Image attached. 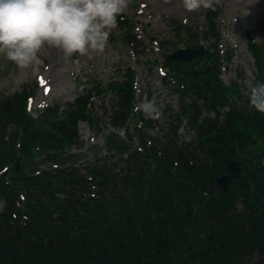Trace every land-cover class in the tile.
Returning a JSON list of instances; mask_svg holds the SVG:
<instances>
[{"label":"trees","instance_id":"16d2710c","mask_svg":"<svg viewBox=\"0 0 264 264\" xmlns=\"http://www.w3.org/2000/svg\"><path fill=\"white\" fill-rule=\"evenodd\" d=\"M216 14H207L204 33L215 42ZM186 30L190 38L197 34ZM249 36L264 84V39L255 44ZM169 65L180 94L193 101L181 100L163 142L127 128L125 138L110 132L103 148H85L78 123L96 128L91 98L103 92L97 85L37 118L25 109L26 88L0 100V264H264V113L250 98L242 109L231 100L242 97L219 80L216 43L193 64ZM110 89L109 123L125 130L131 82ZM200 98L208 110L229 107L223 124H197ZM102 107L107 112L103 101ZM186 118L199 131L181 143L176 129ZM35 130L39 136L29 142ZM234 159L244 169L223 191L216 179Z\"/></svg>","mask_w":264,"mask_h":264},{"label":"rangeland","instance_id":"374dc122","mask_svg":"<svg viewBox=\"0 0 264 264\" xmlns=\"http://www.w3.org/2000/svg\"><path fill=\"white\" fill-rule=\"evenodd\" d=\"M208 9L218 10L217 30L222 35L220 45L232 55L231 65L222 74V80L229 84V81L234 80L235 73H241L242 69L247 79L244 82L237 79V82L244 84L242 91L246 93L254 85L253 67L246 52V33L250 31L256 42L263 41L264 31L259 29V25L264 14V0H213L211 8L201 7L195 11L185 9L182 0H130L126 11L120 16L133 22L132 33L122 29L119 23L122 17H118L117 27L110 34L116 36L117 40L120 34H144L146 38L164 37L166 34H172L170 20L196 28L197 32L201 33L205 30L203 15ZM129 47L123 43H107L102 52L90 51L87 55L73 56L70 59H65L58 49L46 47L40 53V65L29 68H20L0 56V100L26 88L27 91H32L29 110L33 115L37 113L36 110L56 103L64 109L78 93L90 88L95 79L106 80L111 76L114 80L120 79L117 78V73L123 66L118 64L119 60L131 66ZM154 56L158 57L155 54ZM150 58L151 56L144 58V65L136 70L137 74L141 75V86L145 81L152 83L156 80L155 67L152 76L146 74V69L150 68ZM158 61L161 62V59ZM38 76L42 78L41 85L37 84ZM95 107L96 111L100 110L98 106ZM87 129L85 123L79 124L83 141L87 140Z\"/></svg>","mask_w":264,"mask_h":264},{"label":"clouds","instance_id":"9594fccd","mask_svg":"<svg viewBox=\"0 0 264 264\" xmlns=\"http://www.w3.org/2000/svg\"><path fill=\"white\" fill-rule=\"evenodd\" d=\"M130 0H0V56L20 68L38 67L46 47L65 59L102 52ZM189 11L211 8L213 0H182ZM251 105L264 113V84L251 89ZM158 119L159 108L145 100L133 109Z\"/></svg>","mask_w":264,"mask_h":264},{"label":"water","instance_id":"95a60500","mask_svg":"<svg viewBox=\"0 0 264 264\" xmlns=\"http://www.w3.org/2000/svg\"><path fill=\"white\" fill-rule=\"evenodd\" d=\"M201 50H186V51H177L173 55L169 57L170 60L178 61L182 64H185L191 61L195 55H197ZM38 133L33 132L29 135L28 139L30 141L37 138ZM18 161L16 162V169L18 171ZM239 164L237 161H233L229 163L226 167V174L222 175L216 180L217 185L222 188L223 190L227 189L228 182L234 178H237L239 174Z\"/></svg>","mask_w":264,"mask_h":264}]
</instances>
